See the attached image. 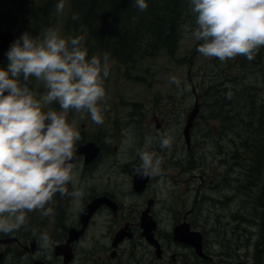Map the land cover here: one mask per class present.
<instances>
[{"label":"flooded vegetation","instance_id":"obj_1","mask_svg":"<svg viewBox=\"0 0 264 264\" xmlns=\"http://www.w3.org/2000/svg\"><path fill=\"white\" fill-rule=\"evenodd\" d=\"M17 28L13 24L0 28L12 31L9 47L17 39ZM7 63L5 55L0 67L6 68ZM27 86L37 98L46 91L35 78ZM127 106L130 110L121 115L106 111L100 125L92 120L87 124L76 116L78 112L69 111L67 120L81 136L72 161L77 187L84 192L81 210L75 209L70 195L57 193L46 205L53 209L51 216L27 213V223L17 233L0 234V264H222L235 260L240 246L235 223L239 232L241 226L240 204L236 210V200L241 202L239 119H216L212 135L217 136L219 129L213 139L217 150L205 159L194 154L191 140L200 106L188 140L183 137L179 142L174 136L170 149L160 148L159 137L171 134L170 122L175 121L171 104L156 105L149 116L139 102H127ZM49 108L60 111L55 102L45 110ZM205 130L199 133L207 141ZM146 137L154 138L147 148ZM140 150L162 160L160 176L136 174ZM68 189L73 190L71 183ZM45 232L52 240L48 250L37 244ZM188 235L199 243L198 252Z\"/></svg>","mask_w":264,"mask_h":264},{"label":"clouds","instance_id":"obj_2","mask_svg":"<svg viewBox=\"0 0 264 264\" xmlns=\"http://www.w3.org/2000/svg\"><path fill=\"white\" fill-rule=\"evenodd\" d=\"M134 2L139 11L148 9L146 0ZM189 6L195 18L191 35L201 42L197 51L202 56L221 62L237 56L252 61L264 48V0H189ZM64 7V0H59L57 13ZM83 39L63 38L53 28L37 37L25 31L5 54L7 67H0V234L17 233L26 225L27 213L51 216L53 209L46 205L57 193L70 195L75 209L81 210L84 192L77 187L72 163L81 136L67 114L88 113L95 124H103L104 81L110 75L109 54L89 58ZM30 78L43 83L46 91L39 98L27 86ZM171 81L180 85L175 76ZM54 102L60 111L45 110ZM153 142L146 137V148ZM172 143L171 136L159 137L161 149H170ZM138 155L139 177L162 174V160L155 153L140 150ZM37 244L48 250L52 240L45 232Z\"/></svg>","mask_w":264,"mask_h":264},{"label":"trees","instance_id":"obj_3","mask_svg":"<svg viewBox=\"0 0 264 264\" xmlns=\"http://www.w3.org/2000/svg\"><path fill=\"white\" fill-rule=\"evenodd\" d=\"M58 2L59 0H35L32 9L24 7V4H17L18 7L10 18L17 16L21 19L46 21ZM146 2L148 9L141 12L134 0H69L70 17L64 31L71 30V37L82 36L83 47L88 50V54L96 51L95 55L102 57L107 52L109 59L125 66L144 58L155 57L160 51L172 55L182 36L183 23L193 16L188 11L189 0ZM73 16L77 19H73ZM11 24L0 23V28ZM232 65L233 60L227 67ZM238 69L233 77L225 74L202 88L206 96L202 110L204 118L216 121V125L211 127L213 131L217 130L218 117H229L230 122L236 120L237 116L240 117V148H243L244 154L240 157L241 201L244 202L241 203L239 232L243 239L242 246L249 244L245 240L251 239V225L257 226L258 242L264 241V98H258L259 89L255 85H243L246 84L245 79L256 74L255 72L264 74V48L259 50L252 61L242 56ZM218 134L219 129L214 138ZM230 255L232 256V251ZM238 256L240 255L236 258ZM258 256L256 250L253 259L257 261Z\"/></svg>","mask_w":264,"mask_h":264},{"label":"rangeland","instance_id":"obj_4","mask_svg":"<svg viewBox=\"0 0 264 264\" xmlns=\"http://www.w3.org/2000/svg\"><path fill=\"white\" fill-rule=\"evenodd\" d=\"M34 3L35 0H0V23H12L14 26L18 27L17 38L25 31H28L31 35L35 34L39 36L47 28L57 30L63 38L71 37V30L68 32L64 31L70 17L69 0H64L65 7L61 13H57L56 6L54 5L46 21L39 19L35 20L33 18L21 19L17 16H15V18H10V15H13L15 9L18 7L17 4H24V7L32 9ZM188 11L191 13L190 6ZM190 17L192 18H187L183 23L182 36L177 49L172 55L160 51L155 57L144 58L134 64L128 63L127 66L117 63L114 59H109L110 75L104 81L107 95L106 101L101 104L103 108L102 115H104L106 111L109 113V110L113 111V115H121L128 109L130 110L131 106L128 107L127 102L131 101L134 103L139 102L145 106V109H147H144L146 116H149L151 109L155 110L156 105L160 104L169 107L171 104L170 109L175 110V121L171 120L169 132L172 138H174V136L175 138L178 137L180 142L183 141L182 126L185 122V117L187 113L191 111L192 105L196 103L200 106V113L196 120L197 129L194 128L196 129L195 131L193 129L194 136L192 135L191 140L193 143L195 141V143L192 146V150H194V154L202 155L205 159L206 157L209 159L211 153L217 150L216 141L213 140L215 138L214 135H212L214 131L211 129L213 125H216V121L210 118H207V123L204 121L206 118H204V111L201 106L204 104L206 96H204L202 88L222 78L225 74L228 77H233V75L239 71L238 64L242 56L231 59L234 61V65H232V67H227L231 60L221 62L216 58H206L199 54L197 47L201 42L196 41L191 35L192 31L195 29V18H193V16ZM95 52L96 51L88 54L90 55L89 58L95 55ZM221 69H223V71H221ZM246 73L248 74L249 71L247 70ZM255 73L256 74L253 76L251 75L249 78L245 79L246 84L242 82L241 84L255 85L259 89L257 90L258 98L263 99L264 74ZM173 76L180 80L179 86L171 81V77ZM236 84L239 83L236 82ZM185 85L190 86V90L185 89ZM173 102H175V104L172 106ZM136 109L135 107L133 108L134 111H137ZM166 114L168 116V113ZM78 115H80V117L83 116L81 120H84L87 124L92 122L89 118L90 114L76 113V116ZM236 118L240 119L239 116ZM177 119H180L179 123L176 122ZM206 126H209V129L205 130L208 135L207 141H204L199 132L204 130ZM167 130L168 128L165 129L166 132ZM152 133L153 129H151V134ZM242 155H244L243 148L240 150V157ZM237 171H240L239 179L241 183V168ZM241 203L244 202L236 200V210L239 204L241 206ZM235 225V236L240 239L237 255L240 256L235 260L230 258L228 261H224L225 263H220L264 264V241L258 242L257 240V226H250L252 231L251 239L245 240V242L249 244L241 246V240H243L242 235L239 233L236 223ZM235 244L238 245V242ZM256 250H258L259 255L257 261L253 259V254ZM218 257L217 254L214 260L217 261Z\"/></svg>","mask_w":264,"mask_h":264},{"label":"water","instance_id":"obj_5","mask_svg":"<svg viewBox=\"0 0 264 264\" xmlns=\"http://www.w3.org/2000/svg\"><path fill=\"white\" fill-rule=\"evenodd\" d=\"M12 35H13L12 31L8 29L0 31V60L2 57L5 56L6 52L8 51L9 43L12 40ZM197 107L198 105L194 103L191 111L187 113L186 118H185L182 134L186 141L188 140L189 127L191 126L192 120L197 113ZM187 238L189 242L194 246V249H196V251L198 252L197 248L199 247V243H197L196 239L191 238V236L189 235Z\"/></svg>","mask_w":264,"mask_h":264}]
</instances>
